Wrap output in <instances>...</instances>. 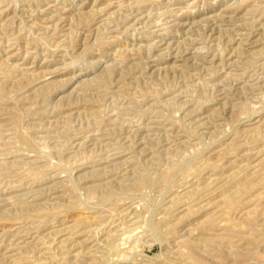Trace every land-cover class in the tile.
<instances>
[{"label":"rangeland","instance_id":"374dc122","mask_svg":"<svg viewBox=\"0 0 264 264\" xmlns=\"http://www.w3.org/2000/svg\"><path fill=\"white\" fill-rule=\"evenodd\" d=\"M0 264H264V0H0Z\"/></svg>","mask_w":264,"mask_h":264},{"label":"bare ground","instance_id":"6f19581e","mask_svg":"<svg viewBox=\"0 0 264 264\" xmlns=\"http://www.w3.org/2000/svg\"><path fill=\"white\" fill-rule=\"evenodd\" d=\"M163 38V37H162Z\"/></svg>","mask_w":264,"mask_h":264}]
</instances>
